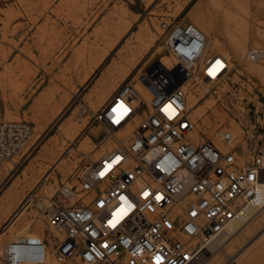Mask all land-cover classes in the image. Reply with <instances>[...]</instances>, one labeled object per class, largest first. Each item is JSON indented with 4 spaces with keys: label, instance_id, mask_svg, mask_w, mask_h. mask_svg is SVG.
<instances>
[{
    "label": "rangeland",
    "instance_id": "rangeland-1",
    "mask_svg": "<svg viewBox=\"0 0 264 264\" xmlns=\"http://www.w3.org/2000/svg\"><path fill=\"white\" fill-rule=\"evenodd\" d=\"M164 23L194 24L229 59L221 84L187 87L200 138L223 147L222 132L258 134L264 147V62L248 60L264 49V0H0V122L33 129L14 162L0 166V264L16 236L58 242L38 203L77 184L78 172L113 147L90 114L125 81L145 95V72L174 65ZM206 264H264V211Z\"/></svg>",
    "mask_w": 264,
    "mask_h": 264
},
{
    "label": "built area",
    "instance_id": "built-area-1",
    "mask_svg": "<svg viewBox=\"0 0 264 264\" xmlns=\"http://www.w3.org/2000/svg\"><path fill=\"white\" fill-rule=\"evenodd\" d=\"M162 29L174 65L158 62L145 72L149 95L125 81L90 114L113 147L43 204L60 236L51 248L57 264H197L209 244L264 210L261 135L238 140L225 131L223 147L198 142L188 107L187 87L218 86L229 59L210 54L208 37L192 23ZM248 60L264 62V49L250 50ZM32 134L26 122H0V165L14 160ZM50 247L16 236L3 263L47 264Z\"/></svg>",
    "mask_w": 264,
    "mask_h": 264
},
{
    "label": "bare ground",
    "instance_id": "bare-ground-1",
    "mask_svg": "<svg viewBox=\"0 0 264 264\" xmlns=\"http://www.w3.org/2000/svg\"><path fill=\"white\" fill-rule=\"evenodd\" d=\"M205 35H206V34H205ZM206 36H207V35H206ZM207 37H208V36H207ZM208 38H209V37H208ZM208 45H209V39H208ZM162 63L168 65L169 67L173 66V64H171V63H169V62H162ZM144 79H145L146 84H147V87H148L147 89L152 91V86H151L150 82H149L145 77H144ZM146 94L149 95L150 93L147 92ZM197 104H198V103H197ZM195 106L197 107V105H194V106L192 107V109L195 108ZM198 107H199V106H198ZM189 108H190V107H189ZM198 109H199V108H198ZM200 118H201V117H200ZM121 134H122V133H121ZM218 135H219V134H218ZM196 136H197V138H198V142H202V141H203V139L200 138V136H199V134H198L197 131H196ZM119 137H121V136H119ZM219 138H220V137H219ZM109 144H110V141H108L107 145H109ZM11 162H14V160L10 161L9 163H11ZM3 164H5V163H2L1 165H3ZM1 165H0V166H1ZM259 194H260L261 198H262L263 201H264V190H260ZM32 197H33V196H31V197L26 201V203L22 206L20 212H22V211L24 210V208H26V207H27V206L33 201V200H32ZM38 206H39V208H40L41 210H45V211H46V208H45V206H44L43 204L38 203ZM263 211H264V210H263ZM263 211H262V212H263ZM20 212L17 214L16 218L20 215ZM262 212H261V213H262ZM261 213H260V214H261ZM246 225H247V224H246ZM243 226H245V225H239V224H235V225H233V226L229 229L228 237H227L225 240L219 239L218 241L216 240V241L212 242L211 244H209V245L206 247V253H207L206 258H204L202 261H200V262L197 263V264H206V263H208V262H209V261H208L209 258L212 257V255H215L216 253H218L219 251H222V249H223L225 243H227L229 240H231V238L235 237L236 234H237V232H238V231L241 229V227H243ZM51 230H53V231L59 236V234H58L54 229H51ZM24 238H28V239H31V240H32V237H31L30 235H27V234H26V236H25ZM225 241H226V242H225ZM52 259H53V261H52ZM53 263H55L54 254H53L52 249L49 248L47 264H53Z\"/></svg>",
    "mask_w": 264,
    "mask_h": 264
},
{
    "label": "crops",
    "instance_id": "crops-1",
    "mask_svg": "<svg viewBox=\"0 0 264 264\" xmlns=\"http://www.w3.org/2000/svg\"><path fill=\"white\" fill-rule=\"evenodd\" d=\"M208 35H209V34H207V36H208ZM211 47H212V46H211ZM213 47H214V46H213ZM211 49H212V48L209 49V53H210V54L222 53V52L219 51L218 49H212V50H211ZM231 239H232V238H231ZM229 241H230V240H229ZM229 241H228V242H229ZM214 256H215V255H212V257H210L208 261L212 260V258H213ZM227 260L230 261V260H231V257H228Z\"/></svg>",
    "mask_w": 264,
    "mask_h": 264
}]
</instances>
